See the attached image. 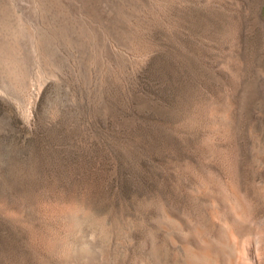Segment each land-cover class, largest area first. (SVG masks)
<instances>
[{
    "label": "rangeland",
    "instance_id": "obj_1",
    "mask_svg": "<svg viewBox=\"0 0 264 264\" xmlns=\"http://www.w3.org/2000/svg\"><path fill=\"white\" fill-rule=\"evenodd\" d=\"M263 219L264 0H0V264L242 259Z\"/></svg>",
    "mask_w": 264,
    "mask_h": 264
},
{
    "label": "bare ground",
    "instance_id": "obj_2",
    "mask_svg": "<svg viewBox=\"0 0 264 264\" xmlns=\"http://www.w3.org/2000/svg\"><path fill=\"white\" fill-rule=\"evenodd\" d=\"M230 225L232 232L234 234H236L237 236L239 235L246 236V239L245 238L244 239L246 243L247 253L246 256H244L243 254L244 258L242 259L238 257L234 258L232 253L231 255H227L228 253L226 252H225L226 254L222 253L224 250L221 252L223 246L221 245L220 243L221 239L219 238H216L215 242H210V240H207L208 238L205 239L204 237L203 238L201 237V239L199 237L195 239L190 238L191 240L183 239V238L182 239L175 238V239H170L169 243L172 246H177V247L179 246V248L183 249V252L186 254L185 261L187 264H204L203 262L209 264H244V261H246V263L248 264H264V253H263L264 235L262 233L256 234L255 233L256 231H254L255 229L253 230V228L248 225L238 226L237 223H232ZM190 245L195 247L191 248L192 246L190 247ZM220 246L222 247L220 248ZM152 253L154 254V252ZM85 261L86 262H84L83 260L85 264H89L88 259L87 260L85 259ZM151 263H153V261Z\"/></svg>",
    "mask_w": 264,
    "mask_h": 264
}]
</instances>
